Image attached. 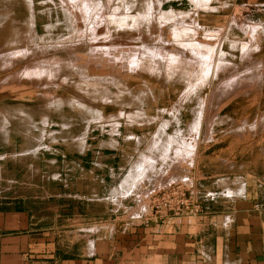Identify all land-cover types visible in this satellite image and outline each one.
Wrapping results in <instances>:
<instances>
[{"label": "rangeland", "instance_id": "1", "mask_svg": "<svg viewBox=\"0 0 264 264\" xmlns=\"http://www.w3.org/2000/svg\"><path fill=\"white\" fill-rule=\"evenodd\" d=\"M19 196L121 240L264 206V0H0V201Z\"/></svg>", "mask_w": 264, "mask_h": 264}, {"label": "crops", "instance_id": "2", "mask_svg": "<svg viewBox=\"0 0 264 264\" xmlns=\"http://www.w3.org/2000/svg\"><path fill=\"white\" fill-rule=\"evenodd\" d=\"M24 198L0 201V264H264V210L253 206L254 199L238 197L192 220L138 225L146 230L142 237L121 240L77 238Z\"/></svg>", "mask_w": 264, "mask_h": 264}, {"label": "bare ground", "instance_id": "3", "mask_svg": "<svg viewBox=\"0 0 264 264\" xmlns=\"http://www.w3.org/2000/svg\"><path fill=\"white\" fill-rule=\"evenodd\" d=\"M82 5H83V4H82ZM84 5H85V4H84ZM149 8H150V7H149ZM84 9H85V7H84ZM86 10H88V9H86ZM117 13H118V12H117ZM145 13H146V12H145ZM149 15H150V14H149ZM126 16H127V15H125V17H123V16L120 17V15L118 14V16L116 15L117 18H114L115 16H113L112 18H110V22H111L113 25L116 23L117 25H118V24H120V25L122 24V25H125V26H126V25H128V24H127L128 22L126 21V20H127L126 18L129 17V16H127V17H126ZM173 16H174V15H173ZM139 18H140V17H139ZM125 19H126V20H125ZM131 19H133L134 21L132 22ZM131 19H130V21L132 22L131 25L136 26V25H138V22H140V20H141V19H144V18H140V20H138V21L136 20L137 18L135 19L134 17H131ZM144 20H145V19H144ZM116 21H118V22H116ZM124 23H125V24H124ZM135 24H136V25H135ZM113 25H112V26H113ZM122 25H121V26H122ZM131 25H129V26H131ZM126 27H127V26H126ZM131 28H132V27H130V29H131ZM128 29H129V28H128ZM135 29H136V28H135ZM179 35H180V34H179ZM185 44H186V43H185ZM189 45H190L191 47H192V46L195 47L194 50H197V51H199L200 53H208V51H207L206 48H205V49H204L203 47H202V48H198L199 46L197 47V46L194 45V44H189ZM196 47H197V48H196ZM200 47H201V46H200ZM180 51H181V49H180ZM170 57L172 58L173 56H170ZM175 57H176V56H175ZM167 58H168V57H167ZM207 58H208V57H207ZM177 59H178V58H177ZM179 59H180V58H179ZM202 59H203V58H202ZM168 60L170 61V64H169L170 66H168V67H171V64H172L173 66H174V65L176 66L177 63L180 62V60H177V61H176L175 59H173V60L176 61V63H175L174 61H172V59H171V60L168 59ZM180 64H181V63H180ZM154 65H155V63H154ZM181 65H182V64H181ZM186 65H187V64H186ZM183 66H185V65H183ZM149 68H150V67H149ZM172 68H173V67H172ZM168 71H169V70H168ZM174 71H175V70H174ZM181 71H182V70H181ZM25 73H26V72H25ZM31 73H32V72H31ZM38 74H39V73H38ZM40 74H41V77H43L45 74H49V72L43 71V72H40ZM38 77H39V76H38ZM30 78H31V76H30ZM33 78H34V77H33ZM85 108H86V107H85Z\"/></svg>", "mask_w": 264, "mask_h": 264}, {"label": "built area", "instance_id": "4", "mask_svg": "<svg viewBox=\"0 0 264 264\" xmlns=\"http://www.w3.org/2000/svg\"><path fill=\"white\" fill-rule=\"evenodd\" d=\"M253 206H254L256 209H257V208H263V210H264V206H262L261 203H258V202H256V201L253 203Z\"/></svg>", "mask_w": 264, "mask_h": 264}]
</instances>
